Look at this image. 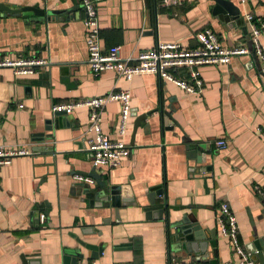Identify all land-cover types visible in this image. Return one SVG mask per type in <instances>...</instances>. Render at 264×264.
Returning a JSON list of instances; mask_svg holds the SVG:
<instances>
[{
    "label": "crops",
    "instance_id": "1",
    "mask_svg": "<svg viewBox=\"0 0 264 264\" xmlns=\"http://www.w3.org/2000/svg\"><path fill=\"white\" fill-rule=\"evenodd\" d=\"M226 1L240 10V19L221 20L214 13L216 0H178L177 5L105 0L99 4L102 49L118 46L125 58L166 42L199 48L196 34L210 28L224 46L253 53L246 15L264 24V0ZM38 3L62 14L50 20L0 14V56L48 62L28 76L0 69V146L30 151L0 165V264H24V259L26 264H63L64 249L76 247L78 240L103 245V254L90 264L197 262L195 254L170 242L164 220L151 214L147 218V196L159 190L164 192L159 203L167 200L180 209L171 211L172 221L187 213L199 221L208 239L216 236L212 259L217 255L223 264H239L218 217L222 203H228L238 221L239 242L249 253L250 243L264 237L263 61L251 53L229 65L200 68V94L186 93L155 74L129 81L113 71L94 77L87 63L86 14L80 0H0L9 8ZM261 43L264 47V34ZM176 73L186 77L183 70ZM122 91L131 94L126 135L118 134V101L105 107L101 127L112 140H123L130 155L116 169L96 170L135 203L121 207L118 220L114 208L87 203L79 189L82 183L74 179L76 174L95 173L89 152L95 138L89 130L90 110L81 107L61 117L52 132L47 122L54 119L58 103ZM161 107L176 123L159 121ZM145 114L150 118L135 131L137 119ZM221 140L225 148L218 147ZM256 255L251 253L261 264ZM209 260L205 255L199 263Z\"/></svg>",
    "mask_w": 264,
    "mask_h": 264
},
{
    "label": "built area",
    "instance_id": "2",
    "mask_svg": "<svg viewBox=\"0 0 264 264\" xmlns=\"http://www.w3.org/2000/svg\"><path fill=\"white\" fill-rule=\"evenodd\" d=\"M105 0H80L85 11L86 18V44L88 50L87 63L94 77L102 73L113 71L118 76L132 80L135 76L155 74L161 79L171 82L181 90L189 94H200L204 81L200 68L206 66H224L231 64L236 57L249 56L251 51L246 47L230 48L220 41L218 35L210 28L196 34L199 48H187L180 42L159 43L155 48L130 55L123 58L120 47H111L103 50L101 46V27L99 20V4ZM243 2H245L243 0ZM167 5H177L178 0H165ZM246 20L251 23L253 53L263 61L261 73L264 75V47L261 38L264 34V24L254 15H246ZM48 62L39 58H11L7 55L0 56V69L9 68L17 76L33 75L36 71L47 65ZM183 70L186 77L176 72ZM120 102V122L118 134L124 137L131 118V94L128 91L112 92L102 97L78 99L69 102L58 103L53 107V112L72 113L75 109L87 107L89 114V130L95 133V138L89 143V152L92 157V165L97 169H116L121 166L123 160L130 155L129 146L119 139L112 140L103 133L101 124L105 107L112 102ZM21 108L23 106H20ZM219 148H225L226 142H217ZM30 155L26 148H8L0 146V165L8 164L15 157ZM74 179L79 183L95 185V180L89 175L76 174ZM41 222H46V215H41ZM218 223L222 229V235L229 238L234 251L240 256L239 264H256L251 253L239 242V225L236 216L231 211L228 203H222L221 214ZM171 264H204L199 262H181ZM231 264V263H229Z\"/></svg>",
    "mask_w": 264,
    "mask_h": 264
},
{
    "label": "water",
    "instance_id": "3",
    "mask_svg": "<svg viewBox=\"0 0 264 264\" xmlns=\"http://www.w3.org/2000/svg\"><path fill=\"white\" fill-rule=\"evenodd\" d=\"M216 7L214 13L220 17L221 20L229 23L232 18L234 20L240 19V10L235 8L233 4L226 0H216ZM5 14V16H33L47 18L50 20V16L61 15V11H49L46 7L41 8L38 3L32 7H20V8H9L4 4H0V14ZM225 16V18H224ZM258 59V58H257ZM68 115L65 112H56L54 114V119L47 122V131L52 132L54 125L56 128L60 126L61 117ZM151 114L142 115L139 117L135 123V131L141 125L144 120L149 119ZM159 121L164 124L166 119L176 121L172 118L171 114L165 112L162 107L158 113ZM174 127H171L173 129ZM47 138H52V135H47ZM46 152H51L50 150H45ZM202 158H198V162L202 163ZM93 174L89 175L94 178L95 185L80 184L79 189L81 194L85 197L87 203L92 204V207H97L101 209H110L111 207L115 209V214L118 220H121L120 209L121 207L135 206L133 201L127 200L123 197V189L119 186L111 185L108 180L102 178L98 175L96 169H94ZM164 192L162 190L151 192L148 197V205L144 207V211L147 213V218L150 214L155 216L160 220H164L167 224L169 240L174 243L176 248L183 249L188 254H195L197 256L196 261L200 262L203 256L207 255L210 264H223L217 258H211L213 250L217 249L216 236L214 235L212 239H208L199 224V221L193 216L185 213L179 219L172 221L174 217L171 211L178 212L180 209L169 206L167 200L161 204L158 202V197L162 196ZM79 245V246H78ZM78 245L76 247L65 248L63 251V264H90L92 261L99 259L100 254H103V245H90L85 244L78 240ZM249 250L251 253L257 254V258L264 264V237H256L254 243H250ZM90 251V254H87ZM24 264L25 259H24Z\"/></svg>",
    "mask_w": 264,
    "mask_h": 264
}]
</instances>
